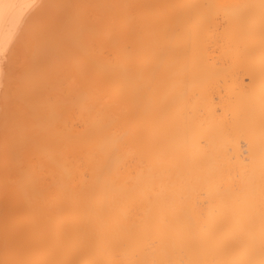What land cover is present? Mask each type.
Masks as SVG:
<instances>
[{"label": "bare ground", "instance_id": "1", "mask_svg": "<svg viewBox=\"0 0 264 264\" xmlns=\"http://www.w3.org/2000/svg\"><path fill=\"white\" fill-rule=\"evenodd\" d=\"M0 5V264H264V0Z\"/></svg>", "mask_w": 264, "mask_h": 264}, {"label": "snow or ice", "instance_id": "2", "mask_svg": "<svg viewBox=\"0 0 264 264\" xmlns=\"http://www.w3.org/2000/svg\"><path fill=\"white\" fill-rule=\"evenodd\" d=\"M0 7H2V5H0Z\"/></svg>", "mask_w": 264, "mask_h": 264}]
</instances>
